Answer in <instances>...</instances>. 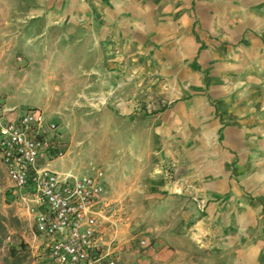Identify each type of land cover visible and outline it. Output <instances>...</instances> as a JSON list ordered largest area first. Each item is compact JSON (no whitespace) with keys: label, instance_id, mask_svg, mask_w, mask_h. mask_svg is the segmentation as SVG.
I'll use <instances>...</instances> for the list:
<instances>
[{"label":"rangeland","instance_id":"obj_1","mask_svg":"<svg viewBox=\"0 0 264 264\" xmlns=\"http://www.w3.org/2000/svg\"><path fill=\"white\" fill-rule=\"evenodd\" d=\"M85 1L95 7L91 16L57 15L56 0H0V97L7 106L39 108L57 122L63 155L52 165L77 174L103 171L110 205L102 230L106 238L116 237L124 259L212 264L216 255L201 249L200 239L186 248L173 232L184 230L185 216L187 228L202 231L200 220L213 198L192 193L178 200L172 184L179 169L200 172L219 165L214 148L224 127L211 141L205 127L184 126L171 109L182 101V87L250 90L237 96L256 109L257 125L243 128L245 142L235 156L241 166L230 176L235 188L220 196L224 206L213 213L226 217L219 260L232 264L239 251L260 247L256 261L264 264V52L252 58L250 48H234L244 61L237 66L241 71L223 78L210 71L211 64L196 61L199 37L177 63L180 40L148 34L152 28L143 23L140 6L151 13L153 0ZM167 2L159 0L156 9ZM160 12L161 22L168 23V14ZM94 21L101 29H91ZM162 29L169 35L168 25ZM9 186L0 163V264H44L31 222ZM237 214L257 221L242 222L240 237H232L230 221Z\"/></svg>","mask_w":264,"mask_h":264},{"label":"crops","instance_id":"obj_2","mask_svg":"<svg viewBox=\"0 0 264 264\" xmlns=\"http://www.w3.org/2000/svg\"><path fill=\"white\" fill-rule=\"evenodd\" d=\"M69 1L71 5H69ZM182 2L181 5H176ZM159 0H153L152 12L150 13L147 5H142L143 23L146 24L150 32L148 34L157 39L180 40L177 45L180 49L174 54L173 61H181L190 53L196 38L201 39L197 43V50H200V59L196 60L199 64L203 61L211 64L212 72H218L223 78L231 77L237 73V66L244 61L234 52V48L247 47L248 57L261 56L264 52V0H197L192 7L193 0H168L163 8L157 6ZM57 15L75 14L78 16H91L96 12L94 6H89L85 0H56ZM168 18L162 23L160 11ZM178 16V18H177ZM177 18V19H175ZM196 20V22H195ZM195 22V23H194ZM162 23V24H161ZM106 24V23H104ZM92 30L101 29L99 23L94 21L90 23ZM169 27V35L164 33L162 26ZM171 25L174 27L171 28ZM192 28L194 31H192ZM145 30V29H144ZM147 30V29H146ZM190 32V33H189ZM195 32V33H193ZM145 37V36H144ZM200 47V48H199ZM237 52V50H236ZM263 54V53H262ZM180 56V57H178ZM179 78V76H175ZM182 101L175 104L171 111L176 120L184 123V126L205 127L209 140L217 141V128L224 127L223 138L216 142L215 155L219 165L215 164L213 168L203 169L200 172L191 170V167L184 168L182 173L179 169L175 174V180L172 184V191L178 200L192 193L199 194L200 197L213 200L208 202L206 207L210 212L202 215L200 224L202 231H195L193 227H186L187 218L184 217V230L174 231L173 239H184V246H192L191 241L201 240V249H210L212 254L216 255L215 262L212 264H225L224 259L218 258L225 249L223 241L225 216L215 209L224 206V199H220L226 192L234 190L235 186L230 176L236 174L240 163L236 161V154L242 150L241 144L245 142L244 129L257 125L258 115L256 109L246 100L240 99L237 95L244 94L250 90L243 88L221 87H182L179 89ZM56 159L50 162V166L56 170L62 169L52 165ZM240 162V161H239ZM66 170V169H62ZM237 175V174H236ZM255 176L256 171L248 172L249 176ZM239 177V176H238ZM221 196V197H220ZM229 220V218H227ZM257 220L250 217V214L234 216L232 223V237H240V226L242 222H253ZM206 224L205 227L203 225ZM209 224V226L207 225ZM215 224V225H214ZM236 225V226H235ZM238 227V232L235 231ZM254 247H257L254 245ZM262 248H252L247 253L239 251L236 260L232 264H257L258 251ZM122 259L124 257L121 255Z\"/></svg>","mask_w":264,"mask_h":264},{"label":"built area","instance_id":"obj_3","mask_svg":"<svg viewBox=\"0 0 264 264\" xmlns=\"http://www.w3.org/2000/svg\"><path fill=\"white\" fill-rule=\"evenodd\" d=\"M62 144L57 122L41 109L7 106L0 97V163L11 197L39 240L44 264H144L122 259L116 237L104 236L110 200L103 171L77 174L50 166L63 155Z\"/></svg>","mask_w":264,"mask_h":264},{"label":"trees","instance_id":"obj_4","mask_svg":"<svg viewBox=\"0 0 264 264\" xmlns=\"http://www.w3.org/2000/svg\"><path fill=\"white\" fill-rule=\"evenodd\" d=\"M15 253H16V250H15L14 248H12V250H11V254H12V255H15Z\"/></svg>","mask_w":264,"mask_h":264}]
</instances>
